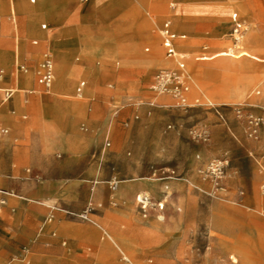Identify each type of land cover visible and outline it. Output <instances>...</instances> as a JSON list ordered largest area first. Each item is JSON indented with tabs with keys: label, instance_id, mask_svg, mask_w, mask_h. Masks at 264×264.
<instances>
[{
	"label": "rangeland",
	"instance_id": "obj_1",
	"mask_svg": "<svg viewBox=\"0 0 264 264\" xmlns=\"http://www.w3.org/2000/svg\"><path fill=\"white\" fill-rule=\"evenodd\" d=\"M7 1L10 12L6 0H0V88L5 89L0 90V107L6 88L14 85L15 56L34 68V76L33 91L21 93L24 110L14 116L15 126L0 121V188L9 192L0 194L7 201L0 205V260L62 264L97 256L79 249L57 228L60 222L88 221L51 209L80 212L92 198L103 203L92 219L111 214L102 226L137 243L128 248L132 256L123 250L133 263L264 264V130L257 139L247 137L244 119L234 110L246 107L264 118V0H47L52 3L40 5L43 15L34 21L35 33L28 32V12L20 0ZM38 1L25 2L32 10ZM170 2L177 4L180 17L179 22L173 19L174 28L187 34L177 43L198 57L187 65L194 80L188 92H195L185 105L169 95L158 100L166 94L150 87L163 52L157 29L172 12ZM234 12L250 25L234 52L222 55L235 42L229 18ZM148 21L152 30L144 29L156 38L139 35ZM253 31L259 43L251 58L259 63V74L240 65L214 66L217 58L238 55ZM87 36L100 43L99 53L82 51L79 39ZM46 51L52 62L83 74L73 84V96L57 97L80 106L66 113L74 120L71 149L47 151L40 139L42 103L56 98L37 82ZM223 73L242 78L227 102L213 99ZM80 80L86 82L83 97L74 92ZM13 98L8 99L10 110ZM4 128L8 132H1ZM8 135H13L10 143L5 142ZM213 159L227 162L221 188L206 170ZM113 177L120 181L114 191L109 188ZM137 195L150 199L145 209ZM100 235L106 237L102 230ZM86 248L95 250L94 245ZM120 252L116 262L129 264Z\"/></svg>",
	"mask_w": 264,
	"mask_h": 264
},
{
	"label": "crops",
	"instance_id": "obj_2",
	"mask_svg": "<svg viewBox=\"0 0 264 264\" xmlns=\"http://www.w3.org/2000/svg\"><path fill=\"white\" fill-rule=\"evenodd\" d=\"M25 1L26 0H20V3H21V9L24 10L25 12H28L27 16H26V20L28 21V32L29 33L30 32L31 33L38 32V29L35 27L34 21L41 18L43 15L42 12L40 11V5H43V4L49 5L52 2H49L47 0H39L37 2V4L34 5V8L32 10H29V7ZM30 1L36 2V0H30ZM152 1H153V3L159 4L163 0H158V1L152 0ZM6 5L9 9V12H10V3L7 0H6ZM169 8L172 11L171 14L166 15L164 17V19L161 20V22L158 26V29H157V35L159 38V42H160V45L163 49V52L159 58L160 63H161L160 67L173 65L172 62L168 61L165 57L164 48L161 44V37L159 34V28L162 25L163 21L166 19H169L171 21L172 30L177 34V37L174 39V42H173L174 46L179 52L184 53L186 55V57H187L186 68H187L188 72L190 73L187 65L189 62L193 61L195 58H198V57L190 56L189 53L184 50V48H185L183 46L184 43H181V44L177 43L178 39L182 40V41L187 39V34L185 32H179L176 28H174V22L175 21L173 20V16H177V12H175L177 10V4L174 2H170ZM11 12L12 13L15 12L14 8H12V7H11ZM167 13H169V12H165L164 14H167ZM229 18H230V16H229ZM244 20H247V22L250 25L248 18L245 17ZM43 26H45V27H43ZM46 27H47V24L43 23L42 29H45ZM152 27H153V24L151 22H149V21L146 22L144 24L141 32L139 33V35L143 39L144 38H154V37L156 38L155 35L154 36H148L147 30H145V29H148L151 31ZM40 34H43V33H40ZM182 35H184V36H182ZM17 38L18 37L15 38V44H16ZM79 41H80L81 49L86 55H89V56L95 55L96 53H99V51L101 49V46L99 45L100 43L95 38L87 36V38L82 39V40L79 39ZM36 42H37V39L32 40V43L35 44ZM152 44L154 45V47H158L156 41L155 42L152 41ZM18 48H19V45H17V49ZM148 50H149V48L146 47L145 51H148ZM46 52H49V51H46ZM211 58H214V57H211ZM209 59H210V57H209ZM19 60L21 61V59H18V57L15 56V61H14L15 71L13 72L14 85L11 86L10 88H6V89L13 90V94L10 97L15 95V99L13 98L14 109L13 110L9 109L8 100L7 101L4 100L5 98L3 99L2 106L0 107V121L4 125H6L7 127H10V128L12 126H15L14 116L17 113L23 112V110H24V101L21 99L24 95L21 93L24 91H33L32 84H33L34 68L31 66L25 67L26 64L23 61L20 62ZM53 62H54V67H53L54 82H52L51 86L48 88V92L53 93L56 96V98H55V100H53L52 103H48V104L42 103V114H41L42 127L40 128V134H39L40 139H41V141H42V143H43V145L47 151H50V150L56 149V148L65 150V149H68V148L71 149L72 147H74V120L73 119L68 120L66 113L67 112H70V113L78 112L80 110V106L77 103H74L73 101L72 102H65V101L57 100L58 99L57 97H59L61 95H64V97L73 96L72 91H73L74 82L77 80L78 77H80V76L83 77L81 70H79L78 68H73V67L68 68V67H66V65H64L63 63H61L58 60H54ZM18 64H23L24 67L26 68V71L19 69L17 67ZM237 65H240V64H235V65L232 64V65H228L227 67L237 66ZM214 66L220 67L223 69L226 68L224 66H219L216 64H214ZM241 67L245 68V66H241ZM245 69H247V72H250L249 71L250 68L249 69L245 68ZM251 73H257V72L252 71ZM257 74H259V73H257ZM36 75H37V72H36ZM239 78L240 77H233L230 75H225L224 73L222 74V77L220 75L221 84L218 85L217 95L219 97H221V99L216 100L217 95H214L213 99L215 101L227 102V101H229V99L231 97H234L235 91L239 88L240 82L242 80V78H240V79ZM236 80L237 81L239 80L238 84L234 83V81H236ZM81 81L85 82V80H80L79 83ZM79 83H78L77 87L79 86ZM151 84H152V82H151ZM84 86H85V84H84ZM77 87L74 91L75 95L78 97H83V92H81V95H78ZM150 87H151V85H150ZM0 90H5V89L0 88ZM193 92H195V91H192L191 93L188 92L187 98H189ZM168 97L169 96H167V95H160L156 98L163 102ZM251 104H254V103H251ZM4 129H6V128H4ZM11 141H13V135H8L6 137L5 142L10 143ZM1 143L3 144L4 141ZM119 182L120 181H118V185H117L116 189L119 186ZM116 189H114V190H116ZM132 194L133 193L127 195L126 198L132 196ZM138 196H141V195H137L136 198ZM88 202H92V205L94 207L90 216L95 215L94 212L100 210L103 206V203L101 201L97 202V201L93 200L92 198H89V200L86 202L85 206L88 204ZM6 203H7L6 199L3 198V202H1L0 205L1 204L5 205ZM45 203H48V202L45 201ZM159 204H160L159 207H161V208L164 207V204L162 201L159 202ZM68 216H70V215H68ZM53 217H54V214H53ZM52 218H49V221H51ZM75 218H77V217H75ZM109 218H111V214L106 213L103 216L98 217V219L97 218L92 219V221H88V223H85V224H73V223L67 222V221L60 222L57 225V228H58L59 233L62 236H64V238H69V237L73 238L75 245L79 249H81L82 251L87 250L91 254L92 253L95 254L94 251H96V254H97V256L88 255L86 258L74 259V261H68V262H65L62 264H89L87 262H90V261H91V263H94V264H118V262H116V257H117V251L119 252V250L116 247V244L122 249V251L126 250L130 254L128 248L136 246L137 243L133 239H131L130 237H127V236L121 235V234H117L114 231L106 230L102 226L101 221L107 222ZM14 222H15V217L11 218V223L14 224ZM101 230L105 233L106 237L101 236V235L99 236V232ZM53 235H55V233H53ZM65 243L66 242L64 241L63 244H65ZM86 245H94L95 250H91L89 248H86ZM120 254H122V258H123V256L126 258L125 260L128 261L129 264H140L135 260L133 263L130 261V259L125 254H123L121 252H120ZM26 255L27 254H25V256ZM130 255L132 256V254H130ZM106 259L110 263H104L106 261ZM0 264H7V263H3L0 260ZM8 264H11V263H8Z\"/></svg>",
	"mask_w": 264,
	"mask_h": 264
},
{
	"label": "built area",
	"instance_id": "obj_3",
	"mask_svg": "<svg viewBox=\"0 0 264 264\" xmlns=\"http://www.w3.org/2000/svg\"><path fill=\"white\" fill-rule=\"evenodd\" d=\"M158 1V0H157ZM230 32L234 41H238L240 37L246 30V22L242 19L236 12L230 15ZM45 27V26H43ZM159 34L161 37V44L164 48L165 57L168 61L172 62V66H163L158 68L157 72L154 74L153 81L151 84V89L157 94H170L174 99H176L181 105L186 104L187 93L190 88V76L186 68L187 57L184 53L179 52L174 46V39L177 34L171 28V21L166 19L163 21L159 28ZM184 36V35H182ZM52 56L51 53L45 52L43 58L39 63L37 70V82L43 85L45 88H49L53 81V68H52ZM19 69H23V64H18ZM85 82L81 81L77 87V93L82 92V88ZM12 95L11 90L6 92L7 99ZM246 107H236L235 115L238 118L244 119V129L246 136L251 139H257L261 131L264 130V118L250 110H246ZM1 132L6 133V130H1ZM110 145V141H106V146ZM226 160L223 159H213L206 164V170L214 177L215 183L218 185L221 181L224 173V168L226 165ZM118 185V180L113 177L109 181V187L114 190ZM262 193L264 194V184L261 185ZM148 201L145 203L144 201ZM149 198L143 197L139 203L141 208L145 209L150 203ZM146 205V206H145ZM52 210L62 211L72 217H77L81 220L92 221L90 216L94 207L92 202L88 204L80 211L74 212L62 209L58 206H53ZM53 214L50 215V218Z\"/></svg>",
	"mask_w": 264,
	"mask_h": 264
},
{
	"label": "bare ground",
	"instance_id": "obj_4",
	"mask_svg": "<svg viewBox=\"0 0 264 264\" xmlns=\"http://www.w3.org/2000/svg\"><path fill=\"white\" fill-rule=\"evenodd\" d=\"M170 14V13H169ZM173 19L177 22H179L180 20V17L179 16H173ZM246 21V30L245 32L243 33V35L240 37V39L238 41H235L234 43H232L231 45H229L225 50L221 51V54L222 55H226V54H231L234 52V50L236 49V47L238 46V44L241 42V40L243 39L245 33L247 32L248 28H249V23ZM259 43V34L256 32V31H253L251 33H249V36L248 38L243 42V45H242V48H240V53L238 55H234L232 57H229V58H217L215 61H214V64L216 65H219V66H224V67H227L228 65H235V64H240L241 66H245V68H250L249 71L250 73L253 71V72H258V68H259V63L258 62H255V61H252V58H251V55H252V52L254 50V48H256L257 44ZM238 53V52H237ZM215 59V58H214ZM54 61V60H53ZM52 68H53V65H52ZM23 71H26V68L24 67L22 69ZM188 71V70H187ZM189 74V72H188ZM190 76V74H189ZM54 79V78H53ZM190 79L192 80V84L194 83L193 81V78L190 76ZM53 82V81H52ZM52 84V83H51ZM50 84V86H51ZM49 86V87H50ZM7 90H11V89H7ZM11 93L13 94V90H11ZM78 95H81L78 94ZM160 95V94H159ZM166 95H169L171 96L170 94H167ZM172 97V96H171ZM4 100H8L7 97H5ZM206 100L209 102V103H214L212 100L210 99H207ZM2 130H6L8 132L7 129H2ZM1 193H9L8 191L4 190V189H1L0 188V194ZM137 200L138 201H141L143 200V197L141 196H138L137 197ZM3 202V197H0V203ZM145 203H147V200L144 201ZM160 206V204H158ZM146 206V205H145ZM116 247L122 251V249L116 244ZM121 253L124 254V252L122 251ZM124 259H126L124 256H123ZM71 263V262H70Z\"/></svg>",
	"mask_w": 264,
	"mask_h": 264
}]
</instances>
